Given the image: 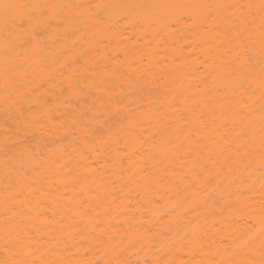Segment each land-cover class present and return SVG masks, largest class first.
<instances>
[{
    "label": "bare ground",
    "instance_id": "bare-ground-1",
    "mask_svg": "<svg viewBox=\"0 0 264 264\" xmlns=\"http://www.w3.org/2000/svg\"><path fill=\"white\" fill-rule=\"evenodd\" d=\"M262 25L264 0H0V114L36 103L29 129L73 137L36 152L1 139L5 255L264 264ZM41 84L75 101L93 89L90 121H120L87 138L79 120L52 119Z\"/></svg>",
    "mask_w": 264,
    "mask_h": 264
},
{
    "label": "rangeland",
    "instance_id": "rangeland-1",
    "mask_svg": "<svg viewBox=\"0 0 264 264\" xmlns=\"http://www.w3.org/2000/svg\"><path fill=\"white\" fill-rule=\"evenodd\" d=\"M42 33L43 32L41 31L40 34H42ZM78 65L82 66V67L84 66L82 61H79ZM41 86H42V84L40 86H36V88H35L36 89V96L38 97V100L40 102H43L47 105H50V107L52 106L51 107V114L53 116L52 119L54 118V120H56L55 122H58V123L68 122V119H74L76 121L79 120L82 124L80 126L85 127V128L89 127L87 129L88 130L90 129V131H92V133H90L87 138L100 137V136L104 137L108 132H110L109 130L112 128H115L116 125L118 124V122L120 121L116 117V115H114L115 113L109 114L108 113L109 111L106 112L107 114L102 112L103 114H106V116L108 115L106 118L105 117H103V119L97 118L98 121L99 120L103 121L102 124L104 126L100 125L101 124L100 121H99L100 123H98V121H97L96 122L97 124H94L95 121L94 122L90 121V119L93 118V120H94L97 117L96 114L94 115V113H93V115H94L93 116L91 113V112H95L97 109V105H96L97 102L95 103V101H97V99H96L97 94L93 91V89L82 90L78 101H75L77 99L73 100V98L69 97V95L67 96L66 91H63L61 94L60 93L45 94L44 90L47 89V86H45V85L42 86L40 92H37ZM89 90H91V91H89ZM137 91L140 92L141 89L139 88V89H137ZM68 97L70 98V101H71V102L69 101L70 102L69 105H66L65 107L59 109L57 112L53 110V107L55 105H60L61 103L65 102ZM73 101H75V104H73L74 103ZM38 107L39 106L36 103L30 104L26 108L23 116L19 117V119H17V118L15 119L13 117V115H11L12 117L10 118V116L6 117V116L0 114V142H1V139L4 140L5 136H7L9 138V140L6 141V143L4 144V150L3 151L6 150L8 152H14L17 149H19L20 147L29 146L31 149H33L34 152H36L35 149L38 147H40L38 149H41V145H43V146L44 145H47V146L56 145L58 143H64V141L66 142L69 140L70 137L68 138L67 135H58L59 138H57V136H56V138L58 139L57 140L55 138V136L53 137L52 134L46 135V136L43 134L41 135L37 132V130L29 129L26 126V122L22 121V118L30 112L37 111ZM90 107H92L91 111L89 110ZM84 122H86V125ZM2 123L5 124V128H3L1 126ZM105 123H106V126H105ZM39 131L41 133L42 131H45V130L42 128V129H39ZM73 131H75L74 128H73ZM39 135L43 136L44 138H40ZM77 135H78L77 132L73 134L74 137H77ZM51 137L53 139H51ZM71 138H73V137H71ZM62 140H63V142H62ZM75 141L77 142L78 138ZM72 142H74L73 139H72ZM41 143H43V144H41ZM36 145H38V146H36ZM66 145L67 144H65L64 146H66ZM3 151H0V153ZM0 157H1V155H0ZM133 250L134 249H131L132 252H133ZM134 251H137V250H134ZM70 252L74 253L73 250H71ZM102 252H103L102 250H100V252H99V250H97V249H90V250L89 249H83L81 251V253H82L81 256H78V257L83 259L82 264H143V263L145 264V262H144L145 260H143V262H142V258L140 259L137 256V252H136V254L135 253L129 254V252L127 250L125 251V253L116 251V252H118V254H115L112 257H105L104 255H102ZM126 252L128 254H126ZM5 254L6 253H4L0 249V262L2 264H21V263L22 264H40L39 262L35 261L34 259L26 260L24 262H17L21 258H16L14 260H10L8 258V256H6ZM138 254L141 255L140 252H138ZM116 255H119V256L116 257Z\"/></svg>",
    "mask_w": 264,
    "mask_h": 264
},
{
    "label": "snow or ice",
    "instance_id": "snow-or-ice-1",
    "mask_svg": "<svg viewBox=\"0 0 264 264\" xmlns=\"http://www.w3.org/2000/svg\"><path fill=\"white\" fill-rule=\"evenodd\" d=\"M3 7L6 8V9H10V8H14V7H19V5L4 4ZM97 7H98V8H101V7H103V6H101V5H97ZM262 27H264V25H262Z\"/></svg>",
    "mask_w": 264,
    "mask_h": 264
}]
</instances>
